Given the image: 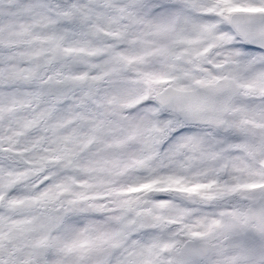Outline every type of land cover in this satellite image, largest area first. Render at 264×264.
I'll return each instance as SVG.
<instances>
[{
  "label": "clouds",
  "instance_id": "1",
  "mask_svg": "<svg viewBox=\"0 0 264 264\" xmlns=\"http://www.w3.org/2000/svg\"><path fill=\"white\" fill-rule=\"evenodd\" d=\"M32 4L22 19L54 22L51 27L62 30L65 38L34 78L16 85L21 106L0 111V149L12 150L0 154V237L14 264H133L134 260L139 264L148 249L164 264H264V226L255 219L245 223L230 215L218 216L221 211L249 208L264 214V198L253 201L228 192L241 175L233 165L253 161L246 153L229 150L241 139L233 129L210 122L215 109H226L223 119L228 123L238 121L245 109L264 112V91L244 87L255 74L264 73V59H259L264 49L220 17L207 14L211 0H32ZM18 8L10 0H0V19L7 20ZM65 22L73 28L65 29ZM207 25L215 26L210 34L203 32ZM225 34L230 41L220 39ZM81 40L86 43L78 44ZM232 52H239L231 59L241 65L257 62L228 89L217 91L195 83L230 73L233 65L225 61ZM144 72L174 77L191 88L203 102L200 115L161 104L148 92ZM81 75L88 79L78 80ZM24 90L33 94L30 99L23 96ZM57 91L64 96H57ZM169 122L179 130L160 142L151 143L148 136L130 138L133 125L151 129ZM181 137L197 139L204 151L219 157L201 159L187 148L178 150ZM149 154L151 168L159 172L189 163L207 171V178L217 182L212 191L222 193V198L205 202L153 192L144 196L140 207L148 211L140 215L122 213L111 199L70 203L79 194L102 193L148 175L146 169L121 174L119 165ZM17 174H23L19 181ZM40 174L51 177L49 186H59L53 187L54 193L68 190L52 203L37 204L33 185ZM162 200L167 203L160 207ZM90 203H103L108 210H83ZM179 209L190 214L181 217ZM205 215H216L229 227L203 239L189 238L188 226ZM117 216L123 219L117 221ZM41 217L55 218L51 230H40ZM97 230L116 235L98 243L86 262L67 251L73 238L84 233L95 236ZM173 241L180 244L163 247Z\"/></svg>",
  "mask_w": 264,
  "mask_h": 264
},
{
  "label": "snow or ice",
  "instance_id": "2",
  "mask_svg": "<svg viewBox=\"0 0 264 264\" xmlns=\"http://www.w3.org/2000/svg\"><path fill=\"white\" fill-rule=\"evenodd\" d=\"M11 3L19 5L15 13H9L7 20L0 19V111H14L20 107V92L16 85L23 81L34 78L40 71L43 62L50 53L59 50L63 40V31L51 27L54 22L40 20L26 22L22 19L27 15L33 6L32 0H10ZM210 16L220 17L244 39L255 43L258 48L264 49V0H211V5L206 8ZM71 15V13H68ZM87 13L81 11V16L86 18ZM65 29L73 28L71 23L65 22ZM214 25H207L203 28L204 33H212ZM42 29L44 31H42ZM163 30V29H162ZM222 41H230V35L220 37ZM78 44H85L86 41H77ZM72 51V49H66ZM82 50V49H81ZM166 53L167 49H160ZM239 52L229 53V59L225 64L233 65L232 71L223 77L213 76L208 79L195 81L197 85L209 87L217 91L228 89L236 83L242 71L250 68L256 60L250 61L247 65H241L231 57L238 56ZM122 60L131 63L128 57H121ZM136 59H139L138 57ZM264 59V55L259 57ZM223 67V65H218ZM80 81H86L88 77L81 75L77 77ZM143 82L148 86V92L151 93L161 104H175L176 107L191 115H200L203 110V102L196 97L192 89L182 85L174 77L157 74L153 72H144L142 74ZM249 89H260L264 91V73H257L245 84ZM29 90L23 91V96L32 97ZM56 95L64 96L63 91H57ZM226 109H215L210 117V122L217 126L227 125L233 129L238 137L233 144L229 145V150L246 153L253 163L241 162V165L234 164L233 167L241 173L236 177V184L228 188L231 194L239 193L250 200L264 198V112L254 109H245L242 111L238 121L228 123L223 119ZM182 127V126H181ZM179 130L173 127L172 122L164 127H152L146 129L141 125H133L130 128V138L148 136L151 143H157L166 139L168 136ZM153 133L154 135H149ZM254 138V139H253ZM183 141L177 148L178 150L187 148L193 153H199L201 159L215 160L219 157L218 153L213 151H204L200 142L193 137H181ZM11 149L4 147L0 149V154L11 152ZM152 154L142 157H133L129 161L119 165L120 173L123 174L129 169H146L148 175L143 177H134L129 183L120 187H114L96 194H79L77 199L70 203H80L82 201L102 202L111 199L122 213H135L140 215L148 210L140 206L145 202L144 196L153 192L174 193L186 200L211 201L222 198V193L213 192L217 187L214 179H208L207 171L197 170L193 163L181 165L179 170L159 172L151 168L150 162ZM23 174H17L19 181ZM51 177L44 178L43 174L38 175L36 184L33 185L34 193L32 199L40 205L54 202L59 195L68 189L60 188L59 192L54 193L53 187L49 186ZM14 189L8 192L12 196ZM166 200H162L160 207L165 206ZM95 212H104L107 209L103 203H90L88 209ZM178 214L183 217L190 214L187 209H179ZM230 215L237 221L247 222L249 219H255L258 225L264 226V214L249 208L247 212L221 211L218 216L224 217ZM121 221L123 217H115ZM55 218H39V228L43 232L52 229ZM229 227V225L218 218L216 215H205L200 217L194 225L188 226L187 236L191 239H203L220 229ZM116 234H109L97 230V235L92 236L84 233L73 238L66 244L69 253L76 254L82 262H86L88 257L96 250L98 243L112 239ZM43 242V241H42ZM179 241H173L163 245L165 249L178 246ZM158 254H154L152 249H148L144 259L139 264H164L157 259ZM0 264H14V259L9 250L4 246L3 238L0 237ZM133 264H138L133 261ZM171 264V261L166 262Z\"/></svg>",
  "mask_w": 264,
  "mask_h": 264
}]
</instances>
